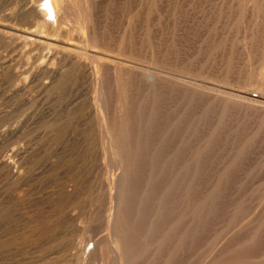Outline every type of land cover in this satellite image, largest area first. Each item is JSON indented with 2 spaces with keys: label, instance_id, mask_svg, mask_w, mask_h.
Here are the masks:
<instances>
[{
  "label": "bare ground",
  "instance_id": "obj_1",
  "mask_svg": "<svg viewBox=\"0 0 264 264\" xmlns=\"http://www.w3.org/2000/svg\"><path fill=\"white\" fill-rule=\"evenodd\" d=\"M63 1L0 0V83L31 82V264H264V0H217L194 53L188 0L119 34L120 0Z\"/></svg>",
  "mask_w": 264,
  "mask_h": 264
},
{
  "label": "rangeland",
  "instance_id": "obj_2",
  "mask_svg": "<svg viewBox=\"0 0 264 264\" xmlns=\"http://www.w3.org/2000/svg\"><path fill=\"white\" fill-rule=\"evenodd\" d=\"M135 1H136L137 5H135L136 4V3H134ZM137 1L138 0H129V1L128 0H122V1L120 0V2H117L120 4V5L119 4L118 5L121 6L122 10L119 11L118 9H120V7L117 6L115 11L117 10L116 12L117 13L119 12V13L118 14L116 12L114 13L113 20L115 21L117 18L118 19L120 18L119 20L122 21L121 18H123L122 17L123 13L129 7H132V9L134 8L132 10L133 13L135 11H138L139 5H140L139 2H141V0H139L138 2ZM188 1L189 2L185 4L186 6L184 7V9H182L180 11V13H178V15H177L178 16L177 19H179L177 27L180 25V27H178V29H177V35H178V37H180L179 40L182 39L180 41H183L181 43L184 45V47L186 46L185 48L186 49L188 48L187 49L188 51L194 53L196 51L194 49H197L199 46V43L201 42L200 40H201L202 35L205 32H207L208 29L214 28L215 26L220 28L225 22V19L227 17V13L226 12L224 13V10H223V13H221V16L219 18L220 13H217L218 8H216L214 6L215 2L217 0H200V1L199 0H188ZM193 1H195V2H193ZM124 3L126 4V6L124 5ZM0 4H1V2H0ZM63 4L67 5V0H64ZM131 4L134 6H132ZM205 5L207 6L206 9H205ZM123 6H125V7L123 8ZM135 6H136V8H135ZM212 8H213V10H212ZM200 9H201V11H200ZM202 9H204L203 12H202ZM205 10H208V11H205ZM211 10L213 13L211 12ZM121 12H122V14H121ZM201 12L204 14H201ZM179 14H180V16H179ZM105 15L106 14H103V16H105ZM206 15H207V17H205ZM115 17H116V19H115ZM73 19H74V15L71 13L68 21L73 23ZM118 19L116 20L115 25L117 23H119ZM180 19H181V21H180ZM189 21L190 22L192 21V22L190 23ZM202 21H203V23H202ZM181 23H183V24H181ZM117 25H116L117 28L115 27V29H116L115 31H116V33L119 34V29H120L121 23L117 24ZM196 25L199 27V30H197L198 28ZM185 27H186V29H185ZM195 31H198L199 33L195 32ZM200 33H202V34H200ZM118 34H116V36H118ZM4 51H5V49L0 47V62L3 61V58L8 53L7 51H5V52ZM18 54H19V52L16 51L15 55L11 56L12 58H14L13 59L14 65H17L15 67V69L18 67L17 68L18 70L16 69V71L17 72L18 71L19 72L20 71H27V69L30 68V63H28L29 62L28 57L23 56V58H22V56H17ZM20 57H21V59H20ZM24 57H27V58H24ZM27 75H28V73H27ZM27 75H26V73H24L25 77L24 76L22 77L23 81L21 80V83L18 86L12 85V83H9V85L11 86L10 87V86H8V84H4L5 85L4 86L0 83L2 85V87L0 85V153L2 154V155H0V157L6 156V153H7V157L9 159L11 157L13 160L12 159H10V160L15 162V164L17 166H19V165L23 166L24 165L22 167L23 169L25 167L28 168L26 171H24L26 168L23 170L19 166L20 169L23 170V172H25V174L28 175L26 178H24L21 181L22 183L21 182H18V183L14 182V179H12V178L10 179V176L7 173L5 174L4 171H0V264H26V263L31 264V243H30L31 239L28 237V236L31 237V235L28 234V233H30V230H31V226L28 227L29 224L31 225V173H30L31 172V86H30L31 82H30V80L26 79ZM25 83H27V84H25ZM5 87L6 88L9 87L10 90L5 89ZM12 87H13V90H11ZM22 87H25V88H23L24 90L22 89ZM17 90H20V91H17ZM5 91H7L8 93ZM13 91H15L16 93ZM173 107H175V105H173ZM173 107H172V110L175 111L176 110L175 108H177V107H175L174 109H173ZM181 109H179V110H181ZM179 113H181V112L179 111L178 114ZM2 131H3V134H1ZM202 142H203V140H202ZM24 148L26 150H24ZM22 149H23V151H22ZM27 149L30 153L27 152ZM220 149L222 152L223 148H220ZM17 150H19V151H17ZM219 150L217 149V151H216V154H217V155H215V157L217 156L216 159H218L220 157L219 155L221 153ZM14 151H17V152H14ZM19 152H22V153L20 154ZM23 152H25V153L23 154ZM4 153H5V155H3ZM15 153H17V154H15ZM26 154L28 155V157L26 156ZM15 155H17L18 158ZM22 155H24L25 157ZM21 156H22V158H21ZM19 157L21 159H19ZM19 161L22 163H20ZM25 161H26V163H24ZM21 164H23V165H21ZM29 170H30V172L28 173L27 171H29ZM6 175H8V176H6ZM25 181H26V183H25ZM28 228H30V229L28 230ZM26 232H28V233H26ZM22 234H24V235H22ZM20 236L22 238H23V236H26V237H24L26 240L24 238H23L24 240H22L24 242V245L22 244L23 242H21V241L19 242V240L22 239V238L20 239ZM18 237H19V239H18ZM16 239L19 243L16 241ZM27 239H29L30 242ZM13 240L16 241V243L13 242ZM25 241L26 242L28 241L30 244L28 243L25 246V243H26ZM20 243H21V245H20ZM17 248H19V249H17Z\"/></svg>",
  "mask_w": 264,
  "mask_h": 264
}]
</instances>
